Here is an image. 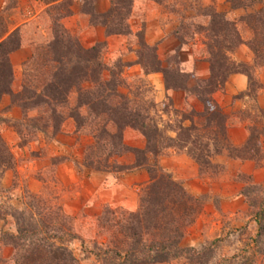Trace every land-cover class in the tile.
I'll return each instance as SVG.
<instances>
[{
	"label": "trees",
	"instance_id": "obj_1",
	"mask_svg": "<svg viewBox=\"0 0 264 264\" xmlns=\"http://www.w3.org/2000/svg\"><path fill=\"white\" fill-rule=\"evenodd\" d=\"M73 1L42 0L54 12H46L52 20L50 39L37 54V62L31 68L34 72L33 80L27 85L23 84L16 93L11 90L13 77L9 55L23 44L21 30L16 28L0 35V99L7 95L10 98L9 105L18 108L22 114L38 111L39 122L31 119L30 124H21L24 130L27 131L28 128V132L23 134L27 142L32 141L36 134H43L47 139L54 137L61 131L63 122L70 119L78 132L87 129L86 132L92 138V143L84 150V167L116 174L136 169L147 172L149 181L140 190L135 211L125 212L119 209L120 213L116 214L117 209L107 207L108 210L98 217L99 228L105 235V240L100 244L94 243L98 250H94L93 254L101 264H169L180 259L186 260L187 264H208L213 255V243L199 248L181 245L206 197L188 194L181 183L173 180L159 166L158 158L169 149L184 150L197 163L201 175L208 170L213 174L208 161L210 149H215L213 155L227 150L230 158L252 160L257 165H262L264 109L255 108L253 115L246 114V142L243 146L234 148L227 141V118L211 95L223 88L230 75L240 73L248 79L245 94L255 100L260 85L249 72L251 67L233 61L230 54L239 45L245 44L253 54L254 66L264 65V13L260 11L243 19L247 20L246 26L252 34L249 40L244 41L235 23L228 21L224 14L209 9L202 11V15H206L209 21L205 28L198 26L197 29L206 38L209 76L196 81L191 88L187 87L190 76L180 72L176 66L170 69V60L163 67L156 54V46L147 45L142 32L138 33L139 48L135 52V64L140 66L143 76L161 73L165 91L193 94L203 107L201 112L192 111L189 116H182L190 121V125L184 126L178 122L176 131L173 130L176 136L171 138L155 122L154 101L141 110L128 94L118 91L123 82L114 78V65L108 66L102 60L100 47L105 44L97 43L84 48L74 35L64 29L61 20L72 14ZM113 1L104 14H94L92 1L89 4L91 10H88L85 7L87 1L81 0V10L90 17L102 18L95 23L103 25L107 35H125L128 33L125 26L124 29L109 28L108 18H114V13L117 15L113 5H124L123 8L130 9L132 0ZM228 1L231 9H241L251 7L261 0ZM177 33L182 41L183 28ZM33 56L35 59L36 55ZM176 64L174 61V65ZM104 73H107L109 79H106ZM92 84L97 86L95 91L87 87ZM71 92L77 94L74 106H68ZM63 108H66V112H63ZM81 108L86 109V116L80 114ZM194 116L200 127H196ZM126 128L145 138L143 149L124 143L123 132ZM204 128L208 129L207 132ZM47 129H52L50 135L46 132ZM199 129H203V134L192 135L193 131H200ZM16 133L22 136L20 130ZM205 138L207 142L204 141ZM119 158H129V162L120 163ZM12 163L13 158L0 137V176L12 168ZM240 193L253 211L256 234L252 241L254 253L261 261L264 259V188L250 182L241 188ZM25 198L27 202L21 210H11L15 233L3 232L0 236L13 249V264H79L62 241L63 238L76 237L71 232L68 221L70 218L62 207L54 208L51 199L42 195L27 193ZM238 264L257 263L250 258Z\"/></svg>",
	"mask_w": 264,
	"mask_h": 264
},
{
	"label": "crops",
	"instance_id": "obj_2",
	"mask_svg": "<svg viewBox=\"0 0 264 264\" xmlns=\"http://www.w3.org/2000/svg\"><path fill=\"white\" fill-rule=\"evenodd\" d=\"M179 1L190 6L184 15L181 14L183 11L173 10L170 7L171 0H132L127 15V25L129 34L143 30L144 42L147 45L156 46V53L163 67L167 66L161 58L164 54L168 57L178 54L179 70L190 76L187 87L191 88L196 81L204 80L209 76L206 38L204 33L197 29V26L205 28L209 18L202 14L196 15L197 10L201 9L202 12L210 7L214 12L224 14L225 18L234 23V19L244 15L246 11L242 8L231 9L228 0ZM110 6V0H92L94 14H104ZM71 10L72 14L62 20L66 30L76 35L85 48L97 42L106 41L109 43L110 53H116L115 44L117 45L127 35H107L103 25L95 21L91 22L90 15L81 10V0H74ZM188 19L193 23L195 20L198 21L199 25L196 23L192 26L190 36L181 41L177 37V32L181 28V22ZM237 30L241 35L239 27ZM126 52L129 53L126 68L137 74L140 67L135 64L136 48ZM29 57L30 49L23 45L12 52L9 55V61L13 72ZM230 57L237 63L255 68L253 54L245 44L239 45ZM255 75L260 89L256 94L254 105L257 109H264V66L256 68ZM147 79L156 90L155 102L160 107L165 100L170 99L176 109L183 107L186 103L190 104L196 112L202 110V105L193 94L184 91H165L161 73L149 74ZM247 88V77L236 73L226 79L221 90L211 95L212 100L227 117V141L234 148L243 146L248 135L245 116L251 110H247L246 101L249 98L245 94ZM239 94H242L241 98L238 97ZM159 114L162 119H166L164 114L161 112ZM185 122V125L190 124L189 120ZM167 132L171 138L176 136L173 130ZM127 134L129 135L128 140L125 141L127 146L139 149L145 147V138L140 133L127 129L125 135ZM91 141V138L77 132L74 122L70 119L63 122L61 131L52 139L39 134L37 139L25 147L15 145L12 137L6 140L11 147L15 163L14 168L4 171L0 176V236L3 232H15L9 211L22 209L24 206L22 196L25 192L32 195L43 192L46 183L41 175L49 167L54 169L53 172L58 181L71 190V193L67 194L69 201L64 203L63 209L72 215L83 211L96 216L103 207L127 211L137 209L140 189L149 181L147 172L144 169H136L118 175H109L83 169V150ZM262 145L264 146V143ZM52 159L61 160L51 164ZM123 159L129 162V158ZM210 162L223 168L220 175L214 179L208 175H201L197 163L185 152L169 149L158 159L159 166L167 171L173 180L181 183L188 194L193 197H206L199 215L187 231L185 245L198 247L206 241L219 238L227 226L240 229L246 225L243 221H249L248 225L255 227L251 234L252 241L256 234V223L247 201L240 193L245 185L240 178L248 177L252 184L264 186V166H258L252 160L230 158L227 150L213 155ZM76 185H79L78 188L75 187ZM12 252L13 249L0 239V260H10Z\"/></svg>",
	"mask_w": 264,
	"mask_h": 264
},
{
	"label": "rangeland",
	"instance_id": "obj_3",
	"mask_svg": "<svg viewBox=\"0 0 264 264\" xmlns=\"http://www.w3.org/2000/svg\"><path fill=\"white\" fill-rule=\"evenodd\" d=\"M86 1H87V6H85L86 9L91 10L90 9L91 6H89V4L92 0H86ZM112 1L113 0H110V2ZM171 1H172L171 3L172 5H170V7L173 10L183 11V13H181L183 15L184 13H186V11H188V7H190L187 4H184V3L182 4V1H179V0H171ZM73 3H72V6H73ZM113 4H114V1H113ZM48 6L49 5L44 4L42 0H0V35L3 34V32H10L16 28H20L22 39H23L22 45L30 49V57L28 58L27 61L23 62L21 66L18 67V69L15 72H13L11 63L9 61L11 70H12V77H13V81L11 83V90L14 93L19 92L23 84L27 85L28 83H31L30 81L33 80L32 78L34 76V72L31 71V68L37 62L35 61L37 59V54L40 53V51L45 47L46 42L50 39L52 20L50 19L47 13L53 14L54 12ZM123 6L117 5V4L112 6L114 10L116 9L115 11L117 15H115L114 13V18L112 17L108 18V26L109 28H118V29H121V28L124 29V26H125V29L128 30L127 31L128 33L125 34L127 36L125 39L120 41L117 45L115 44L117 51L114 54L110 53L109 43H107L106 41L97 42V43L105 44L104 46L100 47L102 60L108 66L113 67L114 65L113 67L114 73H115L114 78L116 79V81L122 80L123 82V85L120 88H118V91L123 94H128L129 98L138 104L137 106L138 108L143 110L146 107V105L148 106L150 102L154 101L155 111H153V114H154L153 116H154L155 122L169 136V133L167 131L169 130L176 131L177 127L179 126L178 122L179 123L181 122L184 126H189L190 124L189 125L184 124V122L187 121L188 119H185L182 116H189L192 111L194 112L196 111L195 109H192L190 107V104H186V103L185 105H183V107L181 106L182 109H180L181 107L179 109L178 108L176 109L173 107V102L170 99L165 100L162 106L160 107L159 104L155 102V98L157 96L156 90L154 89L152 83L147 79V76H143L141 68L139 69V72L137 74H135L133 71L132 72L129 71V69L126 68V65L128 64L127 61H128V55H129V53H127L126 51L127 50L132 51L133 48H136L137 50L139 48L138 33L142 32L143 30L138 31L135 34H129V28L127 25V15L129 13L128 11L129 9L127 7L123 8ZM81 7L83 8V5ZM208 9L212 10V8L210 7ZM242 9H244L246 13L244 15L236 17L234 21H235L236 29L238 27L240 29L241 38L244 39V41H247L249 40V38L252 37V34L246 26L247 20L243 21V19H246L245 17L251 14H254V13L256 14L260 11L264 13V0H261L260 2H256L251 7L242 8ZM201 14H202L201 9L197 10L196 15H201ZM91 19L92 21H100L102 18H97L94 16V18L91 17ZM62 20H61V23H62ZM189 20L190 19H188L187 21L181 22L180 29L183 28V31H184V37L182 38V40L190 36V31L192 29V26H195L196 23L199 25L198 21L195 20L194 21L195 23H193L191 20L190 21ZM6 34L7 33L4 34V37ZM142 35H143V32H142ZM74 36L79 41V38L76 35ZM182 36H183V33H182ZM81 46L84 47L82 44ZM35 55H36V58L35 59L32 58V56L35 57ZM178 57H179L178 54H175V55L173 54V55H170L169 57L164 54L161 58H163L164 63L170 60V69H174L175 66L179 68ZM174 61H176L177 63L176 65H174ZM263 66H260V67H263ZM256 68L258 69L259 66L255 68L253 67L249 68V72H251V75L255 81H256L255 79V76H256L255 69ZM104 75L106 79H109L107 73H104ZM83 86H86V85H83ZM87 87H90V89L93 91L97 89V86L93 84L87 85ZM238 97L241 98L242 94H239ZM76 99H77V94L75 92H71L69 96L68 106H74ZM254 101L255 100H253L251 97H249L248 100L246 101L247 107H248L247 110L249 111L251 110L249 114H252V115L255 112ZM9 103H10V98L7 95L2 96V98L0 99V137L7 145L9 153L11 154L13 158V155L11 153V147L6 142V140L7 139L9 140V138L12 137L13 142L16 143L15 145L19 147L27 146L28 143H30L31 141L30 142L25 141L26 137L23 138V134L28 132V128H27V131L24 130L23 127H21V124L22 125L30 124L29 121L31 119L33 120L35 119L34 120L35 122H39L40 116L38 114V111L36 110L29 111L26 114H22L18 108H16L15 106L9 105ZM15 109L17 110L15 111ZM63 112H66V108H63ZM159 112H161L162 114L166 116L165 120L160 117ZM80 114H82V116H86L87 114L86 109L81 108ZM26 117L30 119H27ZM194 117L195 118L193 119V121L195 122V125H197L196 127H200L197 117L196 116ZM127 129L128 128H126L123 132L124 143L126 140H128V136H129L128 134L125 135V131ZM17 130L21 131V134H22L21 137L17 135L16 133ZM207 130L208 129L204 128L205 132H207ZM86 131L87 129H82L81 131L79 132L77 131V132L82 136L91 138V136ZM200 131H193L192 135L198 134V133L203 134V129ZM46 132L50 135L52 132V129H47ZM38 135L39 134L34 135L33 140L37 139ZM50 139H52V137ZM206 139L207 138H205L204 140L205 142H207ZM263 143H264V140H262V144ZM261 147L262 149H264L263 145H261ZM84 150H83V155H84ZM174 150L177 152H185L184 150H176V149ZM209 151H210L209 152L210 156L208 157V161H210V159L213 157V154H214L213 151H215V149L213 150L210 149ZM222 151L224 150H221L219 152L221 153ZM83 155H82V158H83ZM52 160H51L52 161L51 164H54V163L56 164L61 159H52ZM118 161L120 163L126 162L123 158H119ZM14 163L15 162L13 158L12 168H14ZM263 163H264V157L262 160V164ZM258 166H264V165H258ZM211 167L213 168L212 169L213 174L211 173V170H208L207 173H204L203 176L208 175V176H211L212 179H214L215 177H218L220 175V171H222L223 168L220 166L213 165V164H211ZM83 169H87L88 171H93L84 166H83ZM53 171L54 169L52 167H49V169H46V171L43 172V175H41V178L45 181L46 184L43 189V192L39 195H42L47 199H51L50 201H52L51 204L55 206L54 208H56V206H61L63 209L64 203L69 201L67 194L71 193V190L69 189L68 186L66 187L61 181H58ZM107 174L118 175L112 172H107ZM240 181L241 182L243 181L245 184L251 182L250 178L248 177L240 178ZM78 186L76 185L75 187L78 188ZM262 187L264 188V186ZM26 195L27 193L25 192L22 196L23 197L22 201L24 204L27 202L25 198ZM107 210H108L107 207H103L101 212L95 216V214L93 213H89V212L84 213L83 211L77 213L76 215H72L67 210L65 211L63 209V211L70 218V220L68 221L70 223L71 232L76 237L74 239L63 238L62 241L64 242V245H66L70 249V251L73 253V255L78 259L79 264H101V261L94 256L93 252L94 250L96 251L98 250V248L94 247V243L100 244L101 242L105 240V235L102 234V231L99 228L98 217ZM118 210L119 209H117L116 214L120 213V210L119 211ZM250 210H251L250 213H252L253 212L252 209ZM122 211L129 212L124 209ZM10 214H13V213L9 211V215ZM12 221L14 223V228H15V221L13 218H12ZM243 222H245L246 225L242 226L240 229L227 226V229H225L224 232H221L219 238L211 240V241H206L200 246L195 247V248H199L203 245L213 243L212 244L213 255L208 264H238V263L244 262L245 259H250V258L256 261L257 264H262V261L264 259L260 261V258L254 253L253 241H251V234H253V231H254L253 228L255 227H250L248 225L249 221H243ZM187 231L181 241V245L183 247H191V246L185 245V242H184V239L187 235ZM12 255H13V252H12ZM12 255H11V258H12ZM11 258L10 260H7V261L0 260V264H13V261ZM169 264H187V262L184 259H180L177 261H173Z\"/></svg>",
	"mask_w": 264,
	"mask_h": 264
}]
</instances>
